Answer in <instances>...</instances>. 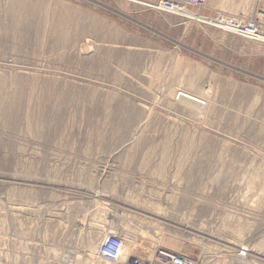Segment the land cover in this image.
Segmentation results:
<instances>
[{
	"label": "rangeland",
	"instance_id": "rangeland-1",
	"mask_svg": "<svg viewBox=\"0 0 264 264\" xmlns=\"http://www.w3.org/2000/svg\"><path fill=\"white\" fill-rule=\"evenodd\" d=\"M156 7L0 0V264H264V43Z\"/></svg>",
	"mask_w": 264,
	"mask_h": 264
},
{
	"label": "built area",
	"instance_id": "built-area-1",
	"mask_svg": "<svg viewBox=\"0 0 264 264\" xmlns=\"http://www.w3.org/2000/svg\"><path fill=\"white\" fill-rule=\"evenodd\" d=\"M208 0H160L156 8L168 13H176L183 6L205 7ZM231 17V16H230ZM221 22L231 25L239 24L244 28L248 26L255 31H260V25L254 19L228 18L218 15ZM125 240L117 235L109 234L102 242L99 256L112 264H198V260L186 254L160 252L155 257L130 256L123 259Z\"/></svg>",
	"mask_w": 264,
	"mask_h": 264
},
{
	"label": "bare ground",
	"instance_id": "bare-ground-1",
	"mask_svg": "<svg viewBox=\"0 0 264 264\" xmlns=\"http://www.w3.org/2000/svg\"><path fill=\"white\" fill-rule=\"evenodd\" d=\"M127 1H131V2H134V3H138V4L147 5V6H150V7L151 6H157L156 4H153L152 2L145 1V0H127ZM260 1L262 2V6H263V4H264L263 0H260ZM157 4H159V3H157ZM177 12L178 13L180 12V13L179 14H176V15H180V16H183V17H186V18H191L193 20H198V21H201V22H205V23H208V24H212L214 26H217V27H220V28L224 29L225 31L235 32V33H238L240 35H243V37L248 38L250 40H253L255 42H262V43H264V33L261 32V31H255L253 28H250L249 26L247 28H244L243 29V26H241L239 24L231 25L229 23H225V22L219 21L218 20L219 18L206 17V16H204L202 14L200 15L199 13H194V12H192L190 10H187V9L182 10V11H177ZM223 16H225V15H223ZM261 17L264 18V11L261 12ZM228 18L231 19L233 17H228ZM111 235H117V236L123 238L122 236H120L118 234L111 233ZM123 239L125 240V238H123ZM101 244H100V247H101ZM99 252H100V248H99ZM164 252H166V251H164ZM128 253H129L128 248L127 247H124V256H123V259H126V258L129 257ZM171 253H177V252H171ZM178 254H180V253H178ZM141 257H155V256H141ZM106 264H112V263H110V261H106Z\"/></svg>",
	"mask_w": 264,
	"mask_h": 264
},
{
	"label": "water",
	"instance_id": "water-1",
	"mask_svg": "<svg viewBox=\"0 0 264 264\" xmlns=\"http://www.w3.org/2000/svg\"><path fill=\"white\" fill-rule=\"evenodd\" d=\"M187 101L193 103V104H196V105H199L200 107H202L203 105V102L202 101H198V100H188Z\"/></svg>",
	"mask_w": 264,
	"mask_h": 264
}]
</instances>
